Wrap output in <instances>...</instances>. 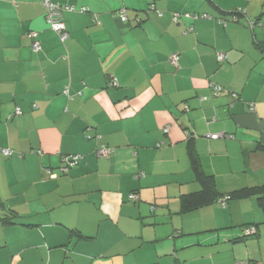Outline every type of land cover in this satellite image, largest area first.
Segmentation results:
<instances>
[{
  "label": "crops",
  "instance_id": "obj_1",
  "mask_svg": "<svg viewBox=\"0 0 264 264\" xmlns=\"http://www.w3.org/2000/svg\"><path fill=\"white\" fill-rule=\"evenodd\" d=\"M52 1L75 7L64 41L41 0H0V264H264L258 198L221 202L264 184L243 152L264 145V0ZM191 135L224 196L180 212Z\"/></svg>",
  "mask_w": 264,
  "mask_h": 264
},
{
  "label": "trees",
  "instance_id": "obj_2",
  "mask_svg": "<svg viewBox=\"0 0 264 264\" xmlns=\"http://www.w3.org/2000/svg\"><path fill=\"white\" fill-rule=\"evenodd\" d=\"M218 60L220 62H223V60H220L219 58ZM215 87H216L215 88L216 92L222 90V87L220 86H215ZM165 131L166 132L168 131L166 130V127H165ZM193 137L194 136L191 135V137L189 138L188 151H189V157L191 160L192 169L194 171L196 179L201 184V189L188 193H183L180 195V212L191 211L198 207L207 205L213 201L220 200L221 196L227 195V194L223 195L217 189L215 183V177L212 174L206 173L201 167V164L199 163L198 157L195 153ZM260 150L264 151V145L261 142H257L253 147L245 148L243 152L246 156L249 155L252 151H260ZM228 195L230 196V198L256 196L258 198V202L260 206L264 209V184L250 188L244 187L241 189H237L232 191ZM244 234L245 237L250 236V235H246L245 232Z\"/></svg>",
  "mask_w": 264,
  "mask_h": 264
},
{
  "label": "built area",
  "instance_id": "obj_3",
  "mask_svg": "<svg viewBox=\"0 0 264 264\" xmlns=\"http://www.w3.org/2000/svg\"><path fill=\"white\" fill-rule=\"evenodd\" d=\"M42 3L44 4L45 8H46V18L47 21L50 25V27L56 31L61 40H66L69 36V32L67 30V26L66 23L63 19V13L66 11H73L75 10V7L73 5L70 4H60V3H56L53 2L52 0H41ZM151 7H154V4L151 5ZM83 11H86L87 8L84 6L82 8ZM118 15L121 18V20L125 21L127 20V10L125 8H122L121 10L118 11ZM181 17H190V18H200V17H207L210 18L211 15H209L208 13H192V12H185V13H179V12H174L173 13V19L174 21H178ZM97 19V17H96ZM30 36L33 37V45L32 48L34 51H38L41 49V44L40 42L36 39L37 37V32L32 31L30 33ZM227 58V54L226 53H221L219 55V59L220 60H225ZM178 60H179V55L177 53H173L171 55V61L174 64H178ZM18 113H21V110L18 109L17 110ZM166 130H168V127H166ZM220 134L218 133H213L211 134L212 138H217L219 137ZM112 149L108 146H101L100 148H98L97 150V154L99 156H106L109 153H111ZM0 152L4 155H11L12 151L8 148H0ZM81 156L79 155H69L66 156L64 158L65 161L68 162V165H75L79 162ZM68 167H65L64 170H67ZM134 197H137L135 195H133ZM230 196L226 195L224 196V198L221 199L222 204H226L227 201L229 200ZM246 235H252L256 233V227L253 225L250 226H246L244 229Z\"/></svg>",
  "mask_w": 264,
  "mask_h": 264
}]
</instances>
